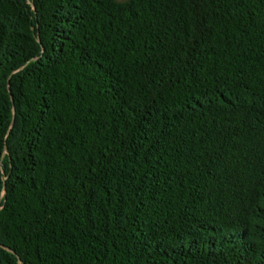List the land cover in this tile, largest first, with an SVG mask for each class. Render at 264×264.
<instances>
[{"label": "trees", "instance_id": "obj_1", "mask_svg": "<svg viewBox=\"0 0 264 264\" xmlns=\"http://www.w3.org/2000/svg\"><path fill=\"white\" fill-rule=\"evenodd\" d=\"M0 264H264V0H0Z\"/></svg>", "mask_w": 264, "mask_h": 264}]
</instances>
